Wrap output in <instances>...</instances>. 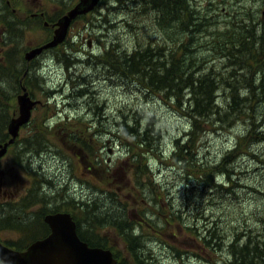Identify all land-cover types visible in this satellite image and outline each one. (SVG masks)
Instances as JSON below:
<instances>
[{
    "label": "rangeland",
    "instance_id": "1",
    "mask_svg": "<svg viewBox=\"0 0 264 264\" xmlns=\"http://www.w3.org/2000/svg\"><path fill=\"white\" fill-rule=\"evenodd\" d=\"M119 1L101 0L90 15L73 24L63 44L25 64L28 78L23 84L38 104L31 121L20 128L0 161V185L8 193L0 196V239L13 248L24 249L48 235L43 217L58 211L74 213L78 236L85 232L87 238L94 237L92 219L103 212L104 217L128 220V230L140 236L136 257L115 227L100 233L107 249L127 264H230L229 258L234 260L237 255L230 256L228 247L220 251L215 246L218 240L211 247L199 240L212 228L231 244L233 253L249 243L261 251L264 66L258 42L264 35V0H194L195 9L213 17L211 27L201 37L179 31L166 7L157 11L144 0ZM78 2L10 0L7 5L0 0V66L11 73L12 67L4 59L5 53L14 48L5 44L7 17L18 26L13 34L19 43L13 57L16 61L30 49L52 40L53 28L45 27V22L54 24L64 16L53 17L54 13ZM41 11H47L50 17H31ZM107 17L112 26L104 24ZM124 19L131 23L125 24ZM163 21L170 24L166 31L159 25ZM248 25L253 28L249 29L253 34L250 42L236 45L231 55L221 56L219 48L213 49L211 34H217L216 41L230 39L229 33ZM139 42L150 44L153 55L162 57L161 63H167L166 51L181 47L180 54L195 63L196 74L209 75L219 85L215 95L221 113L228 112L230 103L238 109L229 114L231 124L217 127L189 148L196 154L194 161L205 167H212L234 151L233 161L223 167L233 170V181L222 172L213 179L216 185H223V190L213 186L210 192L205 176L187 171L192 167L190 156L189 162L172 158L182 149L175 140L185 137L192 119L174 103L171 93L148 89L147 80L137 76L107 74L108 70L105 73L104 68L87 62L91 56H104L112 50V44H116L119 57L125 53L130 56ZM20 80H13L0 69V143L12 138L8 128L19 116ZM183 92L186 94V89ZM233 95H238L236 103ZM248 112H255V125L250 124ZM151 121L160 141L144 151L137 146L138 137L124 134V122L139 125L141 134ZM145 166L151 170L150 176L141 172ZM10 193L15 195L13 202L9 201ZM78 204L81 209H76ZM88 207L91 214L85 218ZM142 215L154 226L152 230L143 223ZM188 223L195 231L188 230ZM100 236L93 241L100 243Z\"/></svg>",
    "mask_w": 264,
    "mask_h": 264
},
{
    "label": "trees",
    "instance_id": "2",
    "mask_svg": "<svg viewBox=\"0 0 264 264\" xmlns=\"http://www.w3.org/2000/svg\"><path fill=\"white\" fill-rule=\"evenodd\" d=\"M193 1L194 0H144L145 3L151 4L152 8L157 11L162 9L164 10L166 7L167 8L166 11L167 13L169 12L168 14L171 17L172 24L175 23L179 31H181L182 33H186L188 36L190 34H194L196 37H201L211 27V25H209V21H212L213 17L208 13L201 14L197 9L194 8ZM113 2L117 3L120 1L113 0ZM242 8L245 9V7ZM184 16H186L187 18ZM109 19L110 17H107L105 20H103L104 24H109L110 26H112ZM123 22L125 24L131 23L125 19ZM6 23H7V28L5 33L6 35L5 44L8 46H11V44H13L14 48H11L9 51L5 53L4 59L6 62H8L11 65L12 68H11V73L5 70V67L0 66V69L10 74V76H12L13 80L15 81L20 80L21 78L23 79V81L27 80L28 74L25 76L27 68L25 65L26 62L24 58L16 61L13 60L15 49L19 44L17 40H14L13 34L14 32L16 33V29L18 28V26L14 24L15 23L14 19L10 17L6 18ZM159 25L161 27V30L166 31V28H168L170 24L166 25V23L163 21V23H159ZM246 27L241 26L239 27V30H236L233 33H229V35H231L230 39H228L227 37L220 41H216L217 34L216 33L211 34L214 35V40L212 42V44L214 45L213 49L216 51V48H219L221 56H224L225 54L231 55V52L234 50L236 45L250 42L252 40L251 37H253V34H251L252 33L251 30H249V29H253L251 28L252 25H248V27L247 28ZM18 33L19 35H21L22 30L19 29ZM259 40L260 41L258 42V44L261 43L260 46H262L259 48L263 50L261 66H264V35L260 36ZM254 41L255 40H253L252 43H254ZM140 43L142 42L138 43L137 48L130 56H125L127 54L125 53L123 57H119L117 53L116 44H112V50L107 52L104 56L101 57L91 56L90 60L87 62L90 64V66H98L104 68L105 72H107L106 70H108L107 74L110 75L111 73L117 74L118 72L127 78H134V79L135 76H137L143 80H147L145 84L148 89H154L156 91L165 92V94L171 93L172 96L171 99L174 101V103H176L181 108L182 112L186 113L187 116L192 119L191 127L189 131L185 132V137L183 139H181L180 137L175 140L176 145L181 146L182 149H180L179 152L178 150L175 151L173 153L172 158L177 162H189L187 156H190V165H192V167L190 168V170L187 171L190 172L191 174H200L202 176H205L206 183L208 184V186H210L209 187L210 192L212 191L213 186L216 189L223 190L222 187L223 185L222 186L216 185L215 183H213V179L214 176L218 174V172H222L223 174L228 176L229 179L230 178L232 179L231 172L233 170L229 171L227 168H223V167L224 164H226L228 161H230L233 158L234 151H231L225 156H223L222 160L217 162V164L213 165L212 167H205L203 163H197L194 161L196 154L192 149L189 148L191 144H193L192 142L194 141L201 142L202 137L205 134L214 132L217 127L221 128L226 123L231 124L230 122L231 117L229 118V114L230 113L232 114L235 111L237 112L238 109L235 110V107L232 106L230 103L229 105H227L228 112L221 113V111L218 109L216 105V95H215V92L218 89L219 85L216 84L213 78H211L209 75L208 76L197 75L195 70V63L193 65L191 60H186L185 57L182 54H180L181 47L175 49L171 48L169 50V53L166 51L167 63H161L162 57L153 55V51L151 49L150 44L141 45ZM215 43H217V45ZM180 45H183L185 48H187L186 44H184L183 42H181ZM64 57L68 58V56H64ZM227 58L229 57L227 56ZM148 67L151 68L149 74H147L149 70ZM247 84L251 86L250 83L247 82ZM261 86L264 87V83H261ZM185 89L187 91L186 94L183 92V90ZM232 98H233V103H236L238 99V95H233ZM254 114L255 112L247 113L248 118L251 119V123H250L251 125L256 124L255 122L257 117ZM226 117L229 118L228 121ZM124 123H125L124 124L125 129L123 128L124 134L127 137L133 139L138 137L139 140L137 141V146H140L142 149L145 148L144 151H146L148 147L152 148V143H158L160 141V133L159 131L153 129L152 121L149 122L148 126L141 134L139 132V125L131 126L128 124V122H124ZM118 131L121 130L119 129ZM0 141H2L1 138ZM177 148L178 147L176 146V149ZM132 157H134V155ZM232 161L233 159L231 160V162ZM141 172H144L148 176L151 175V170L148 169L146 166L144 170L141 169ZM173 207L174 205L172 206V208ZM76 209H81V206L78 204ZM90 211L91 209H89V207L87 208L86 211L84 210L85 218H88V216H90L91 214ZM181 216L182 215H180V217ZM73 217L76 223L78 224V220L75 217L74 213H73ZM112 217L113 216L110 215L104 217L103 212L102 214L95 215L92 219L91 229L96 231V233H93L96 235L94 237H90L92 238L90 239L86 237L85 232H82L81 236L79 235L80 239L88 243L92 247L107 249L104 243L105 240L100 236V233L105 228L111 226V227H115L116 230L120 232V234L125 239V241L130 245V248L133 250L132 252L137 251L136 247L141 246L140 236H134L133 232L131 230H128V226H127V224H129L128 220L122 219L120 217L118 218H112ZM116 219H119V221ZM142 220L143 223L146 225V227L150 228L151 230L154 228V226L150 223V221H148L145 218V215H142ZM141 226L143 227V224H141ZM182 227L185 228L184 225H182ZM186 227L188 228V230L195 231L190 226V223H188ZM212 229L205 231L206 233L205 236L200 235L201 239L199 240L202 241L203 242L202 244L207 247L208 246L211 247L212 244L215 242V240H218L219 243L215 244V246L220 248V251H224V249L228 247L230 256L233 257L237 255L234 260L232 258H229L230 264H260L261 262L264 263V243L260 245L261 251H259L258 246H254L251 248V243H249V244H245L244 248L239 253L238 252L233 253L231 244H227L224 241V238L222 239L221 237H219L218 233ZM78 233H79V229H78ZM98 235L100 236L99 238L102 239V241L100 240V243L93 241V239L96 238ZM24 249L20 248V250H24ZM134 253L135 256L137 257L138 253L137 252ZM121 264H127V262L123 259L121 260ZM227 264L229 263L227 262Z\"/></svg>",
    "mask_w": 264,
    "mask_h": 264
},
{
    "label": "water",
    "instance_id": "3",
    "mask_svg": "<svg viewBox=\"0 0 264 264\" xmlns=\"http://www.w3.org/2000/svg\"><path fill=\"white\" fill-rule=\"evenodd\" d=\"M6 1L9 4V0ZM100 1L80 0L54 25L52 40L25 53L26 63L32 62L44 51L63 44L73 21L95 10ZM22 92L17 97L19 116L12 119L8 128L12 138L9 142L0 145V159L6 156L8 147L15 142L20 128L31 120L32 111L38 104L30 97L25 86H22ZM44 221L51 229L50 235L34 241L25 251L10 249L0 242V260L3 264H117L110 250L90 247L80 239L77 223L70 213L49 214L45 216Z\"/></svg>",
    "mask_w": 264,
    "mask_h": 264
},
{
    "label": "flooded vegetation",
    "instance_id": "4",
    "mask_svg": "<svg viewBox=\"0 0 264 264\" xmlns=\"http://www.w3.org/2000/svg\"><path fill=\"white\" fill-rule=\"evenodd\" d=\"M5 2H6V1H5ZM79 2H80V0H79ZM79 2H78V3H79ZM6 3H7V2H6ZM78 3H77V4H78ZM77 4H76V5H77ZM7 5H10V4L7 3ZM76 5H75V6H76ZM75 6H74V7H75ZM74 7H72V8H74ZM72 8H68V9H66V10H65V9L62 10V9L60 8V11L62 10L61 13L58 11V12H56V13L53 14V17L56 16V15H61V16L66 15V14H67ZM64 10H65V11H64ZM91 13H92V12H91ZM91 13H89V14H87V15H84V16H80V17H78L77 20L82 19V18H84V17L90 15ZM48 15H49V14H48L47 11H41V12H39V13H34V14H32L31 17H32L33 19H39V18H41V19H46V17H50V16H48ZM59 18H60V17H59ZM59 18H58V19H59ZM77 20H76V21H77ZM76 21H74L73 24H74ZM73 24H72V26H73ZM72 26H71V27H72ZM45 27H47V28H50V27L53 28V33H54V30H55L54 24H53V25H48V26L45 25ZM3 143H4V142H3ZM2 159H3V158H2ZM0 161H1V159H0ZM1 186H2V184L0 185V196H3V195L5 196V195L8 194V193H7L6 191H4V190L1 188ZM2 194H3V195H2ZM10 196H11V197H9V198H10L9 201H10V202H13L14 199H15V195H14L13 193H10ZM50 213H56V212H50ZM47 214H48V213H47ZM45 215H46V214H45ZM43 221H44V220H43ZM45 226H46L47 229H48V235H49V234L51 233V230H50L49 226H47L46 224H45ZM30 233H32V231H31ZM48 235H47V236H48ZM47 236H45V237H47ZM45 237H44V238H45ZM0 242H2L4 245H7V246L10 247L11 249H14V250H20V249H18V248H15V247L13 248V247L9 246V245L7 244V241H6V243H4V242L0 239Z\"/></svg>",
    "mask_w": 264,
    "mask_h": 264
},
{
    "label": "bare ground",
    "instance_id": "5",
    "mask_svg": "<svg viewBox=\"0 0 264 264\" xmlns=\"http://www.w3.org/2000/svg\"><path fill=\"white\" fill-rule=\"evenodd\" d=\"M120 2H121V1H120ZM120 2H119V3H120ZM124 13H125V12H124ZM97 26H98V25H97ZM25 31H26V30H25ZM25 31H24V32H25ZM105 31H106V30H105ZM109 43H110V42H109ZM7 46H8V45H7ZM103 51H104V50H103ZM63 61H64V60H63ZM84 63H85V62H84ZM71 65H72V64H71ZM105 73H106V72H105ZM78 76H79V75H78ZM91 86H92V85H91ZM139 101H140V100H139ZM109 116H110V115H109ZM153 117H154V116H153ZM167 191H168V190H167ZM72 217H73V216H72ZM73 219H74V217H73ZM74 221H75V220H74ZM75 222H76V221H75ZM77 229H78V228H77Z\"/></svg>",
    "mask_w": 264,
    "mask_h": 264
}]
</instances>
